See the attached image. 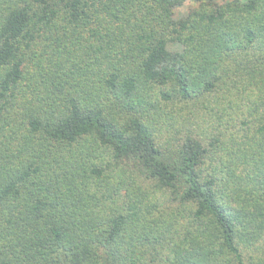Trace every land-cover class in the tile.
Listing matches in <instances>:
<instances>
[{
    "label": "trees",
    "instance_id": "trees-1",
    "mask_svg": "<svg viewBox=\"0 0 264 264\" xmlns=\"http://www.w3.org/2000/svg\"><path fill=\"white\" fill-rule=\"evenodd\" d=\"M0 264H264V0H0Z\"/></svg>",
    "mask_w": 264,
    "mask_h": 264
}]
</instances>
